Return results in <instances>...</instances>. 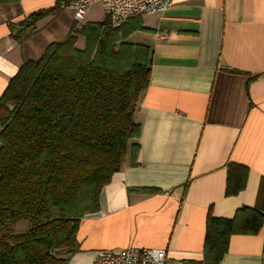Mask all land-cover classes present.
Returning a JSON list of instances; mask_svg holds the SVG:
<instances>
[{
  "label": "crops",
  "instance_id": "obj_1",
  "mask_svg": "<svg viewBox=\"0 0 264 264\" xmlns=\"http://www.w3.org/2000/svg\"><path fill=\"white\" fill-rule=\"evenodd\" d=\"M55 1L0 5V94L23 59L67 36L73 19L66 4L26 36L10 25ZM99 8L100 18H87ZM105 15L96 4L83 23ZM139 23L146 30L126 37L150 53L148 84L133 114L140 124L136 161L127 153L101 189L99 209L79 220L68 264H93L98 250L129 245L164 248V264H264V224L254 234H230L218 262L203 257L208 211L231 218L239 208L262 207L264 0H173ZM230 162L247 175L242 190L225 195Z\"/></svg>",
  "mask_w": 264,
  "mask_h": 264
},
{
  "label": "trees",
  "instance_id": "obj_2",
  "mask_svg": "<svg viewBox=\"0 0 264 264\" xmlns=\"http://www.w3.org/2000/svg\"><path fill=\"white\" fill-rule=\"evenodd\" d=\"M72 0H56L10 25L26 36L35 23ZM19 0H0V5ZM139 17L113 26L108 16L84 22L62 41L23 59L0 94V264H68L78 250L79 220L99 209V194L127 153L135 164L140 124L133 114L148 84L147 46L126 40ZM20 32V33H19ZM225 195L244 188L247 168L227 164ZM152 190V189H147ZM26 221L24 231L10 226ZM260 210L205 219L203 257L218 262L230 234H254Z\"/></svg>",
  "mask_w": 264,
  "mask_h": 264
},
{
  "label": "built area",
  "instance_id": "obj_3",
  "mask_svg": "<svg viewBox=\"0 0 264 264\" xmlns=\"http://www.w3.org/2000/svg\"><path fill=\"white\" fill-rule=\"evenodd\" d=\"M173 0H72L65 7L71 12L73 23L79 28L90 9L99 4L111 24L118 26L135 17L162 13ZM165 249L137 247L101 249L95 253L93 264H164Z\"/></svg>",
  "mask_w": 264,
  "mask_h": 264
},
{
  "label": "rangeland",
  "instance_id": "obj_4",
  "mask_svg": "<svg viewBox=\"0 0 264 264\" xmlns=\"http://www.w3.org/2000/svg\"><path fill=\"white\" fill-rule=\"evenodd\" d=\"M69 11V10H68ZM100 8L97 9V10H93V12H91L87 18H89L90 20H94V19H98L100 18ZM83 24V23H82ZM81 24V25H82ZM80 27V26H79ZM79 28L75 26L74 23L70 24V29L69 31H72L73 34L75 35L76 37V42H75V45L80 43L79 45H82L83 44V37L77 32ZM68 31V32H69ZM129 40L131 41H135L137 39H135V37H131L129 38ZM11 229H13L15 232H21V231H24L27 227V222L26 221H20V222H17L15 225H12L10 226Z\"/></svg>",
  "mask_w": 264,
  "mask_h": 264
}]
</instances>
